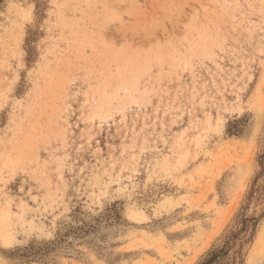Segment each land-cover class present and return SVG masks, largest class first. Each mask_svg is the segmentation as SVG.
Listing matches in <instances>:
<instances>
[{
  "label": "rangeland",
  "instance_id": "rangeland-1",
  "mask_svg": "<svg viewBox=\"0 0 264 264\" xmlns=\"http://www.w3.org/2000/svg\"><path fill=\"white\" fill-rule=\"evenodd\" d=\"M263 153L264 0L1 5L0 264H199Z\"/></svg>",
  "mask_w": 264,
  "mask_h": 264
},
{
  "label": "trees",
  "instance_id": "trees-1",
  "mask_svg": "<svg viewBox=\"0 0 264 264\" xmlns=\"http://www.w3.org/2000/svg\"><path fill=\"white\" fill-rule=\"evenodd\" d=\"M4 1L0 0V7ZM258 162L261 167V172L254 181V186L247 197L246 205L242 207L237 217L236 229L230 232L220 248L212 250L199 264H244L243 248L246 244L253 241L258 226L264 218V211L260 216L248 214L250 202L256 196L255 185L259 177L264 175V153L260 155ZM262 190L264 191V185L261 191H259L257 201L264 199V195L261 193Z\"/></svg>",
  "mask_w": 264,
  "mask_h": 264
}]
</instances>
